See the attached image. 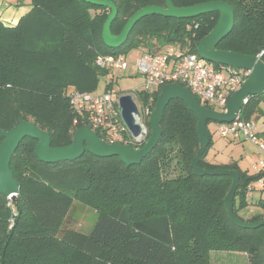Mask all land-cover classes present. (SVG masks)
I'll use <instances>...</instances> for the list:
<instances>
[{
  "label": "trees",
  "instance_id": "1",
  "mask_svg": "<svg viewBox=\"0 0 264 264\" xmlns=\"http://www.w3.org/2000/svg\"><path fill=\"white\" fill-rule=\"evenodd\" d=\"M110 1L117 8L110 30L117 35L137 10L164 7L166 0ZM208 1L217 0L172 3L184 7ZM221 1L232 7L234 24L216 48L261 54L264 64V0ZM29 3L30 9L15 24L0 20V143L1 130L11 129L21 118L49 132L52 147L69 145L75 130L87 125L71 106L70 93L94 92L100 77L114 75L96 66L97 56L130 49L156 54L168 47L196 53L199 41L219 18L218 12L191 18L146 15L120 47L110 48L102 40L109 8L84 0ZM112 84L113 78L107 79L105 91ZM138 100L148 103V94L140 93ZM261 104L264 91L248 97L239 117L261 118ZM160 127L155 147L140 163L128 166L117 156L96 157L87 150L74 160L46 163L35 155L37 140L24 137L10 160L17 196L11 200L0 192V264H211L213 251L244 253L247 264H264V225L244 228L228 217L224 197L231 177L197 175L192 169L199 147L195 115L182 100L171 99ZM208 133L210 141L198 166L237 171L234 215L246 222L263 220L264 200L257 202L259 211L249 218L238 213L261 175L249 174L235 163L207 160L212 146L209 129ZM74 202L98 215L89 233L60 227Z\"/></svg>",
  "mask_w": 264,
  "mask_h": 264
},
{
  "label": "water",
  "instance_id": "2",
  "mask_svg": "<svg viewBox=\"0 0 264 264\" xmlns=\"http://www.w3.org/2000/svg\"><path fill=\"white\" fill-rule=\"evenodd\" d=\"M99 4L110 9V13L102 28V40L110 48L120 47L128 38L134 24L142 17L157 14L174 18H191L201 14L218 12L219 18L216 25L198 43L196 53L208 62L226 65L237 69L250 70V74L241 87L234 91L225 111L208 108L200 103L197 98L183 85L169 83L164 85L156 98L155 105L148 119L150 135L143 146L132 148L122 144H107L99 137L97 131L89 126L75 130L72 141L67 146L52 147L49 132L42 130L31 121L19 119L18 124L11 129L3 131V140L0 143V192L11 200H15L18 193V183L10 170V160L19 142L24 137L37 140L35 155L43 162L55 163L61 160H74L80 157L85 150L96 157L117 156L124 164H138L155 147L161 136L160 122L164 109L171 99L182 100L197 119V134L199 147L195 157L191 160L193 171L197 175H228L232 182L224 197L229 219L236 225L244 228H256L264 225V219L256 222L239 220L233 212V200L239 182V174L233 169H203L198 166L203 153L210 141L207 121L216 123H229L236 119L249 96L257 95L264 91V64L257 56H249L237 52L217 49L218 42L230 32L234 24V11L225 1H208L195 5L176 7L172 0H166L165 6L148 5L140 8L127 20L121 32L117 35L110 30L111 22L117 14L115 4L110 0H84ZM119 107L122 120L133 135L141 131L140 125L135 122L133 113H138L136 103L130 94L119 97ZM264 259V252H263Z\"/></svg>",
  "mask_w": 264,
  "mask_h": 264
},
{
  "label": "built area",
  "instance_id": "3",
  "mask_svg": "<svg viewBox=\"0 0 264 264\" xmlns=\"http://www.w3.org/2000/svg\"><path fill=\"white\" fill-rule=\"evenodd\" d=\"M259 54L257 57L260 58ZM127 63L125 54L99 55L96 66L110 73L121 70ZM134 66L142 76V89H133L130 94L137 106L133 113L135 122L141 131L133 135L122 120L119 97L112 91L97 94L90 91H72L69 101L92 130L103 136L107 144H122L132 147L147 141V123L153 109L154 93L169 83H178L186 87L196 98L208 105V108L225 111L231 94L239 89L250 74V70L219 65L201 59L197 53L179 52L173 47L152 54L141 53ZM148 94L149 102L142 104L138 100L140 93ZM159 93V92H158ZM217 136L251 142L259 153L252 164L253 174H260L259 183L264 186V131L261 132L256 120L241 119L239 116L229 123H220L215 127Z\"/></svg>",
  "mask_w": 264,
  "mask_h": 264
},
{
  "label": "rangeland",
  "instance_id": "4",
  "mask_svg": "<svg viewBox=\"0 0 264 264\" xmlns=\"http://www.w3.org/2000/svg\"><path fill=\"white\" fill-rule=\"evenodd\" d=\"M12 2L10 6L18 7L19 3L26 4V2H29V0H7L6 2ZM9 10L2 12L1 18L6 23H10L8 20L9 17ZM139 50L140 49H130L125 52L127 63H129V69L127 70H118L114 72L113 76L108 77H100V80L98 82V85L96 89L94 90L95 93L100 94L105 91V85L107 83V79L113 78V84L108 89V91H112L114 95L116 94H124L130 92V90L133 89H142V76L138 73L136 67H134L135 61L137 60L139 56ZM133 71H131L132 69ZM220 123L216 122H209L208 129L212 134L213 139L215 141L220 140L222 143L224 142L223 138L217 136L214 133V129L216 126H218ZM240 147L231 149V150H224L225 152H222L220 154L225 157L237 156V151L240 150L245 151L248 153L249 149L250 151L253 149V145L251 143H244L241 144ZM232 148V147H231ZM229 152V154L227 153ZM212 163L219 164V162L212 161ZM245 211H239V215L247 219V216L244 215ZM98 215L97 213L91 208L88 207L85 204L74 202L70 214L65 218V220L61 224V228L63 227H70L73 229H76L78 231H81L83 233H89L97 219ZM248 257L244 253L240 252H211V264H247Z\"/></svg>",
  "mask_w": 264,
  "mask_h": 264
},
{
  "label": "crops",
  "instance_id": "5",
  "mask_svg": "<svg viewBox=\"0 0 264 264\" xmlns=\"http://www.w3.org/2000/svg\"><path fill=\"white\" fill-rule=\"evenodd\" d=\"M6 1L7 0H0V20L3 21V19L1 18L2 12L9 10L10 14H9L8 20L10 24H15L20 18V16L25 14L31 7L29 2H26V4L19 3L18 7H14V6H10L12 2H9V1L6 2ZM3 22L6 23L5 21ZM141 53H144V50L140 49L138 54L140 55ZM123 69L124 70L129 69V63H126L125 66L121 70ZM131 71H133V69ZM261 106L264 110V104H261ZM256 121L259 125L260 131L263 132L264 131V116L257 119ZM221 138H223L224 140L223 143L220 140L215 141V139H213L212 137V146L207 153V156H206L207 160H209L210 162L212 161L219 162V164H223V165L229 164V163H235L240 169L247 170L249 174H253L251 166L256 161V159L259 157V153L256 150L255 146L249 141L234 140L231 138H224V137H221ZM239 142L241 144H244L246 142L251 143L253 145L252 146L253 149L251 151L247 149L248 153L245 151L241 152L240 150H238L237 151L238 155L235 157L232 155H230V157H225L223 155L220 156L222 152H225L224 150L227 151L233 148L235 150L236 146L237 148H239L240 147V144H238ZM227 153L229 154V152ZM246 197H247L248 204L239 211H242V210L245 211L244 215H246L247 218H249L250 216H252L253 214L259 211L257 202L259 200H264V186L262 187L260 185L259 180H256L253 183L252 188L248 189L246 193Z\"/></svg>",
  "mask_w": 264,
  "mask_h": 264
}]
</instances>
